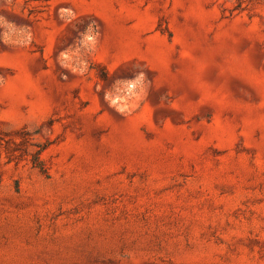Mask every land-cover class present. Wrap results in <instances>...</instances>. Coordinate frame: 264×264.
I'll return each instance as SVG.
<instances>
[{
    "label": "rangeland",
    "instance_id": "1",
    "mask_svg": "<svg viewBox=\"0 0 264 264\" xmlns=\"http://www.w3.org/2000/svg\"><path fill=\"white\" fill-rule=\"evenodd\" d=\"M0 264H264V0H0Z\"/></svg>",
    "mask_w": 264,
    "mask_h": 264
},
{
    "label": "trees",
    "instance_id": "2",
    "mask_svg": "<svg viewBox=\"0 0 264 264\" xmlns=\"http://www.w3.org/2000/svg\"><path fill=\"white\" fill-rule=\"evenodd\" d=\"M33 166L35 168H37L40 172H44L43 170V165L42 163L38 160V159H34V161L32 162Z\"/></svg>",
    "mask_w": 264,
    "mask_h": 264
}]
</instances>
